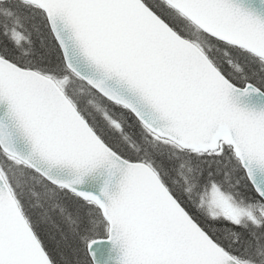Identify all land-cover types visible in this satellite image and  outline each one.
Segmentation results:
<instances>
[{"label": "snow or ice", "instance_id": "snow-or-ice-1", "mask_svg": "<svg viewBox=\"0 0 264 264\" xmlns=\"http://www.w3.org/2000/svg\"><path fill=\"white\" fill-rule=\"evenodd\" d=\"M0 264H264V0H0Z\"/></svg>", "mask_w": 264, "mask_h": 264}]
</instances>
